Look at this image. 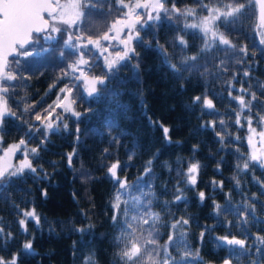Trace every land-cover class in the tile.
Wrapping results in <instances>:
<instances>
[{
	"label": "trees",
	"instance_id": "trees-1",
	"mask_svg": "<svg viewBox=\"0 0 264 264\" xmlns=\"http://www.w3.org/2000/svg\"><path fill=\"white\" fill-rule=\"evenodd\" d=\"M130 1L94 0L76 25L59 23L60 33H48L55 39L46 41L42 34L28 45L33 55L8 59L16 79L0 80V85L8 88L3 95L14 115L0 123V158L11 145L25 143L0 180V257L16 256V264H131L122 255L125 211L130 219L143 206L158 216L153 225L157 243L147 245L156 261H163L167 245L169 264H218L230 248L231 264H264L257 252H264V167L251 161L249 152L250 128L264 123V27L256 22L253 0H160L163 8L152 14L159 19L143 18L135 25L132 51L111 71L100 47L84 50L88 63L79 68L105 79L89 96L70 68L79 52L65 49L61 58L60 48L75 32L77 45L76 36L84 43L91 37L117 51L113 41L102 38L122 17V3ZM231 8L240 10L212 21L205 37L199 25L209 9ZM220 35L231 46L221 44ZM205 39L213 46L202 51ZM193 63L199 71L177 73L171 67ZM196 96L202 97L199 103H193ZM204 97L212 109L204 107ZM62 99L71 107L64 108ZM50 118L52 129L45 135ZM163 127L169 129L168 139ZM26 156L37 171L25 168L10 175ZM116 162L124 189L108 173ZM191 164L198 165L195 185L188 181ZM33 210L39 224L23 216ZM183 219L189 223L172 227ZM224 236L244 240L246 249L224 244ZM26 241L32 242L30 250L23 247ZM142 255L136 264H153Z\"/></svg>",
	"mask_w": 264,
	"mask_h": 264
},
{
	"label": "snow or ice",
	"instance_id": "snow-or-ice-1",
	"mask_svg": "<svg viewBox=\"0 0 264 264\" xmlns=\"http://www.w3.org/2000/svg\"><path fill=\"white\" fill-rule=\"evenodd\" d=\"M262 7H264V0H261ZM94 6V0H87V3H79V0H66V2L61 3L60 0H0V80H7L12 81L16 79V75L13 74L11 69L8 68V57L11 55L17 56H31L33 52L27 46L33 43L34 41L38 42L41 39L42 34L44 40H53L55 39L48 33H60L62 31L61 28L57 27V23H62L67 25L69 28L76 25L77 20L80 19L81 16L84 15L82 11L83 8ZM145 5H136V7H142ZM123 7H130L129 5H123ZM242 7V6H241ZM154 8H163V3H160L159 0ZM239 8H231L223 13H219L218 10L209 9V17L205 20L200 22L199 27L204 32L205 37H207L210 28L208 24L211 20L218 18L220 15L223 16H231L235 12H238ZM172 11H176L175 6L173 7ZM45 13L47 16H45ZM152 19H159V16L153 17L149 15V20ZM137 23L139 22V17H136ZM120 21H116V24H119ZM116 24H113V28L116 27ZM128 27L129 32H131L132 28L134 27L133 24L127 23L125 25ZM192 27H197V25H192ZM75 32H70L68 34V39L64 41L63 47L60 48V56L63 58L67 53L65 49H73V55L78 51L79 58L75 64H71L70 68L72 72H76L79 70L80 65H85L88 61L85 59L86 51L89 45H95L100 47L99 39L93 40L91 37L88 38L87 43L83 42V38L80 36H76V40L79 41V45H77L73 41V36ZM213 37H216L217 34L215 32L212 33ZM110 37L107 33L103 36L104 40H108ZM219 41L223 45H230V41L225 39L222 35L219 37ZM133 40L131 35H128L126 40H122V43L125 45L124 54L120 55L117 53L118 59L123 60L125 57L128 56V53L132 51L129 47ZM184 40L180 39V44H184ZM264 43V40L261 41ZM213 45L205 39L204 49L202 51L209 49ZM83 49V50H82ZM241 51H246L245 49H241ZM195 60L196 58H191ZM20 61L17 60L16 63ZM167 62V61H166ZM222 63V62H221ZM107 67L109 71H111L115 67V62L106 61ZM172 70L179 73L180 71H199V68L196 64H187L185 68L180 69L176 65H171ZM207 68H205V71ZM247 75V73H245ZM80 77H83L86 84L90 85L88 90L89 96H92L94 93L97 92V84H104L105 79L102 77H93L91 80L88 79V76L85 75L83 70H80ZM80 77H77L79 79ZM67 87V86H66ZM8 88L0 85V123L3 122L6 116H12L14 113L8 107L7 101L4 97V93H7ZM63 91V90H62ZM67 91L71 93L72 87H67ZM243 91V89L241 90ZM255 98V97H253ZM202 97L196 96L193 99V103H199ZM239 103L241 106H245V100L243 97L239 98ZM250 103V102H249ZM203 105L208 109L213 108V103L207 97L203 98ZM73 115L78 116V113L73 112ZM239 116V114H238ZM37 120H40L41 117L37 116ZM239 118H237V123H239ZM249 124H251V119H249ZM67 127V125H65ZM52 125L49 123L46 125L45 135H47V130H51ZM79 131V129H77ZM250 131H255L254 129L250 128ZM168 132L169 129L167 127H163V133L165 139H168ZM261 141L264 143V132L260 134ZM43 142V141H42ZM25 141L22 139L19 142V145H11L5 155L9 152L14 151L15 149L19 148L20 145H23ZM249 143L251 144V137H249ZM38 148H32L31 152L33 154L37 153ZM69 163H71V154L68 157ZM131 159V155L129 156ZM251 161L257 162L261 167H264V155L258 158V156L253 153L250 157ZM151 164V161H149ZM119 167V162L112 163L111 166L108 168V173L112 176V178L116 181V184L119 185L120 189H124L126 186V181L119 179L117 175V169ZM249 164L245 162L244 169H247ZM29 169L33 173L37 170L35 167L32 166L30 160L26 158L22 161L20 168L15 169L10 173V175H17L23 171V169ZM198 165L191 164L188 168V181L190 184L195 185L196 179L193 175L197 172ZM150 169L146 168L145 173L149 172ZM5 177V169L0 168V180L4 179ZM121 193L118 191L115 197V203H113V209L117 210V213L113 215L112 219L114 222L118 220V210L120 207V199ZM201 201L204 200L205 194L204 192L199 193ZM181 197L178 195L176 196V200L179 201ZM139 202V201H138ZM217 210H219V205L216 206ZM24 217L31 218L36 220L37 224H39V217L36 215L35 211L31 212H24ZM126 219L124 220V225L127 226L126 230V246L122 252V255L127 259V261L131 262V264H136V261L139 259H143V254L147 255L150 259L153 260V264H169L171 257L168 255V246L166 245L163 248V255L164 259L162 262L156 261L152 258V252L149 251L147 245H155L157 243L155 236L153 235V225L155 221L158 219V216L155 213L148 211L143 206L136 208L133 210V214L131 218H127L128 211H125ZM183 223L187 225L189 221L187 219H183L182 221H176L173 223L172 227L175 228L177 223ZM19 224L24 231H27V221L25 218H21L19 220ZM147 225V227H143ZM122 231H124L122 229ZM147 232V236L143 233ZM140 233V235H137ZM3 235V229L0 228V236ZM204 233H201V237H203ZM8 237L11 238V233L8 234ZM224 244L228 246H239L241 249H246L245 241L231 238L229 239L228 236H224L220 238ZM260 239L259 237L257 238ZM172 241V236H169V243ZM261 243H264V240H261ZM25 250H30L32 248V242L26 241L23 245ZM155 251V250H153ZM232 252L233 250L229 249V256L223 260V264H231L232 259ZM257 252L261 255H264V252L261 249H257ZM251 254V253H247ZM157 255L159 253L157 252ZM16 256H12L10 260H6L3 257H0V264H16Z\"/></svg>",
	"mask_w": 264,
	"mask_h": 264
},
{
	"label": "rangeland",
	"instance_id": "rangeland-1",
	"mask_svg": "<svg viewBox=\"0 0 264 264\" xmlns=\"http://www.w3.org/2000/svg\"><path fill=\"white\" fill-rule=\"evenodd\" d=\"M160 1V0H159ZM66 2V0H61V3ZM158 2V0H133L130 2H123V5H129L130 7H123V15L122 17L117 18L113 24H116V21H120L119 24H116V27L113 28V24L111 25V28L109 30V39L108 40H103L104 41H113L114 44L118 47L117 51L113 52L111 51L106 45H102L103 43H100V50L102 51V56H103V61L106 63V61H111V62H117L120 59H118L117 53H119L120 55L124 54V50H125V45L124 43H122V40H126L128 35H131L132 37H134L135 35V31H134V27L136 24L141 23V21L144 19H148L149 15H152L158 8H154V5H156ZM145 5L142 7H136V5ZM219 13H223L227 10H223V9H219L218 10ZM210 15V14H209ZM139 17V22L137 23L136 21V17ZM223 15H220L219 17H221ZM209 17V16H208ZM207 17V18H208ZM215 19L211 20L209 22V24L214 21ZM127 23H131L134 25V27L132 28L131 32H129L128 27H126L125 25ZM59 23L56 24V26H58ZM208 24V26H209ZM47 35V34H46ZM130 47V45H129ZM80 68L77 71L78 77H80ZM87 76V75H86ZM81 81H82V86L83 89L85 91V93H88V90L90 88V85L86 84L83 77H80ZM88 79L91 80L92 77L88 76ZM65 101L63 103V107L64 108H70L71 106L69 105L68 100L66 99H62L61 100V104L62 102ZM53 124L52 119H48L47 120V124ZM262 127L260 129L256 128V127H251V129H254L255 131H250L249 130V137H251V144L249 143V152H250V156L255 153L258 158L261 157L262 155H264V143H262L261 141V137H260V133L264 132V123L263 125H261ZM9 149V147L3 152L1 158H0V168L5 169V172L8 171L9 169H13L14 165V156L15 153L18 151V148L15 149L12 152H9L7 154V156L5 155V153L7 152V150ZM25 158H21L18 160V168H20L22 161ZM121 193V191H120Z\"/></svg>",
	"mask_w": 264,
	"mask_h": 264
},
{
	"label": "water",
	"instance_id": "water-1",
	"mask_svg": "<svg viewBox=\"0 0 264 264\" xmlns=\"http://www.w3.org/2000/svg\"><path fill=\"white\" fill-rule=\"evenodd\" d=\"M253 2H254V5H255V8H256V22L261 27H264V7H262L261 0H253ZM45 16H47L46 13H45ZM14 56H16V55H11V56L8 57V59L11 58V57H14ZM229 239H231V238H229ZM236 239H238V238H236ZM235 247H239V246H235ZM218 264H223V260L220 263H218Z\"/></svg>",
	"mask_w": 264,
	"mask_h": 264
}]
</instances>
